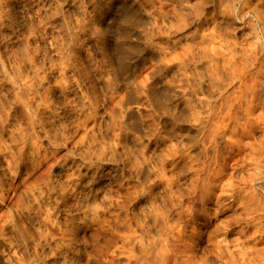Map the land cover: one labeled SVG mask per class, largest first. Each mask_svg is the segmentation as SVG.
Returning a JSON list of instances; mask_svg holds the SVG:
<instances>
[{
    "label": "clouds",
    "instance_id": "9594fccd",
    "mask_svg": "<svg viewBox=\"0 0 264 264\" xmlns=\"http://www.w3.org/2000/svg\"><path fill=\"white\" fill-rule=\"evenodd\" d=\"M0 264H264V0H0Z\"/></svg>",
    "mask_w": 264,
    "mask_h": 264
}]
</instances>
